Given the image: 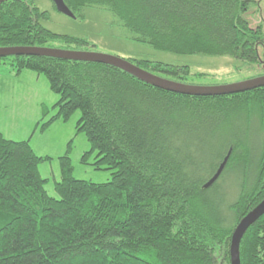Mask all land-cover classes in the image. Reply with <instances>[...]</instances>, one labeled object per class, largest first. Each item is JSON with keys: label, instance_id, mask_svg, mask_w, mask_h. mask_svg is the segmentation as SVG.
Listing matches in <instances>:
<instances>
[{"label": "trees", "instance_id": "trees-1", "mask_svg": "<svg viewBox=\"0 0 264 264\" xmlns=\"http://www.w3.org/2000/svg\"><path fill=\"white\" fill-rule=\"evenodd\" d=\"M64 2L73 12L107 5L134 41L177 54H228L256 64L264 44V23L247 19L255 0ZM47 18L31 0L0 3V47L88 45L45 28ZM127 60L175 82L188 84L191 76L188 66ZM1 64L45 75L57 111L40 130L79 111L76 133L90 144L81 162L95 154L92 165L111 171V179L75 178L69 143L52 197L39 172L50 158L37 155L29 138L0 132V264H230L234 229L264 198V87L192 96L103 63L20 55ZM230 175L231 198L222 187ZM239 252L241 264H264V214Z\"/></svg>", "mask_w": 264, "mask_h": 264}, {"label": "rangeland", "instance_id": "rangeland-1", "mask_svg": "<svg viewBox=\"0 0 264 264\" xmlns=\"http://www.w3.org/2000/svg\"><path fill=\"white\" fill-rule=\"evenodd\" d=\"M40 11L47 12L48 18L41 19L42 25L50 31L83 39L84 46H68L51 42L54 48H74L117 56L122 59L150 60L174 66H188L191 76L188 84L217 86L245 81L264 73V44L259 47V62L247 64L234 56L196 54H177L158 50L151 45L134 41L130 29L111 8L105 6H82L73 12L74 17L60 12L52 0H31ZM64 1V0H63ZM250 7L247 19L252 26L264 23V0H255ZM65 3V2H64ZM58 95L49 88L44 74L24 70L20 74L7 64L0 65V129L4 136L12 140H26L39 156L50 159L39 165V172L48 181L45 189L52 197L58 198L54 183L60 180V156L67 151L73 166V176L77 179L95 183L111 179V171L97 170L92 165L95 154L87 163L81 162L82 155L89 150L90 144L84 133H76V123L80 112H75L68 121L57 120L45 130L40 125L56 113L53 104ZM39 125L37 126V124ZM33 135V136H32ZM235 175L224 180L223 191L229 198L234 194Z\"/></svg>", "mask_w": 264, "mask_h": 264}, {"label": "water", "instance_id": "water-1", "mask_svg": "<svg viewBox=\"0 0 264 264\" xmlns=\"http://www.w3.org/2000/svg\"><path fill=\"white\" fill-rule=\"evenodd\" d=\"M8 0H0V3L6 2ZM56 8L71 17L74 14L67 7L63 0H52ZM20 55H38L47 56L53 58H60L65 60L74 61H88L97 62L107 65H111L120 68L127 73L131 74L135 78L142 82H145L154 87L171 91L174 93L192 95V96H218V95H229L234 93H240L248 90H252L258 87H264V73L258 77L251 78L245 81L217 85V86H201L193 84H185L175 82L159 75L151 73L136 64L130 62L129 60L122 59L117 56L101 54L92 51L75 50V49H64V48H54V47H36V46H10V47H0V58L7 56H20ZM230 153V152H229ZM229 153L224 158L223 162L218 167L215 174L205 183L204 187L210 186L214 183L220 176L227 160ZM264 214V198L252 208L237 224L234 229L229 247V257L230 264H241L240 262V242L247 231V229L262 215Z\"/></svg>", "mask_w": 264, "mask_h": 264}, {"label": "crops", "instance_id": "crops-1", "mask_svg": "<svg viewBox=\"0 0 264 264\" xmlns=\"http://www.w3.org/2000/svg\"><path fill=\"white\" fill-rule=\"evenodd\" d=\"M17 75V74H16ZM0 132L4 135L3 131L0 129ZM33 136V135H32ZM31 140V137L29 138Z\"/></svg>", "mask_w": 264, "mask_h": 264}]
</instances>
